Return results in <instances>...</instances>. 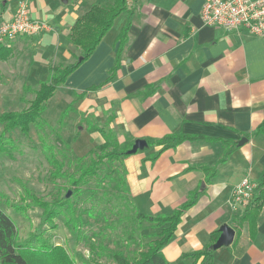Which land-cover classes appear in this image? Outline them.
<instances>
[{"label": "crops", "instance_id": "1", "mask_svg": "<svg viewBox=\"0 0 264 264\" xmlns=\"http://www.w3.org/2000/svg\"><path fill=\"white\" fill-rule=\"evenodd\" d=\"M19 1L0 0V18H10ZM111 1L27 0L31 16L49 28L17 37L20 48L30 38L35 42L32 62L21 65L22 88L33 83L37 88L52 65L73 62L78 53L71 52V27L91 5ZM203 2L129 0L51 97H70L62 111L70 105L67 112L101 115L107 127L117 126L129 142L146 141L122 159L140 212L169 215L199 191L161 249L167 261L179 264H191L192 258L184 255L206 246L222 224L234 228L243 211L233 198L235 185L243 179L257 184L264 177V133L253 134L264 120V35L205 25ZM125 25L119 48L117 36ZM10 46L0 63L12 55ZM59 58L64 64L49 62ZM89 133L102 137L98 131ZM175 133L192 138L158 154L161 145L147 142ZM242 137L247 140L238 145ZM231 144L233 150L223 157ZM234 231L229 245L214 250L211 264H264V200L254 226L245 221Z\"/></svg>", "mask_w": 264, "mask_h": 264}, {"label": "rangeland", "instance_id": "2", "mask_svg": "<svg viewBox=\"0 0 264 264\" xmlns=\"http://www.w3.org/2000/svg\"><path fill=\"white\" fill-rule=\"evenodd\" d=\"M18 39L10 43L12 55L0 63V113L19 111L28 106L34 97L32 91L23 90L24 81L20 73L23 60L27 65L33 60L31 46L35 42L30 38L20 48ZM71 45L72 55L75 52L79 54L81 48ZM64 61L62 58L49 60L53 64H64ZM36 86L35 83L31 85L32 88ZM61 90L58 89L55 94ZM69 101L70 97L59 100L55 95L46 102L42 117L49 126L45 131L31 125L25 135L19 129L8 132L0 122V207L14 221L19 241L31 238L62 245L74 258L75 264L85 261L114 264L105 256L95 257L91 261L92 250L100 252L101 247H106L109 250H122L132 257L145 248L160 227L145 221L142 224L145 229H142L131 218L133 210L137 208L134 203L130 205L126 202L123 196L126 194L121 191L124 173L120 160H104L98 169V176L88 179L75 193H72L67 179L52 174L54 168L48 160L49 152L46 149L49 146L56 157L63 161V170L68 173L76 171L72 159L87 155L92 149L99 151L98 145L103 139L86 130L89 120L114 131L120 147H127L130 143L117 126L111 129L107 127L101 115L83 117L69 111L60 119L62 109ZM54 130L59 131L66 145L55 142ZM69 190L68 201L59 207V214L47 220L43 208L34 199L55 204ZM130 200L133 202L132 198ZM72 219L76 220L77 229L73 228L72 222H68ZM127 235H131V239L126 238Z\"/></svg>", "mask_w": 264, "mask_h": 264}, {"label": "trees", "instance_id": "3", "mask_svg": "<svg viewBox=\"0 0 264 264\" xmlns=\"http://www.w3.org/2000/svg\"><path fill=\"white\" fill-rule=\"evenodd\" d=\"M129 0H112L108 4H93L91 7L80 15L69 33V39L72 44L78 45L81 48L80 53L75 56L73 62L66 65H52L49 68L48 78L41 81L37 88L24 86L23 90L32 91L34 93L33 99L28 106L19 111H3L0 113V122L4 125L5 131L19 129L24 135L28 133L30 126H35L39 131H45L49 126L42 113L45 110L46 102L52 97L54 91L62 85L68 75L77 68L94 50L98 42L101 40L106 31L110 28L115 17L126 9V4ZM127 25H125L117 36V40L121 44L125 41ZM9 48L0 45V59L8 56ZM70 105L64 109L60 114V119H63ZM112 120V117H108ZM53 130V129H51ZM88 132L98 131L102 137L103 142L98 145L99 151L90 150L87 155L78 156L71 160L74 161L75 173H68L63 170L64 163L59 160L52 152V147H47L48 160L53 166L52 174L56 177L67 179L72 193L78 192L80 185L87 182L91 177L98 176V169L104 160H120L129 154L133 142H130L127 147H120L116 140L114 131L106 129L94 122H89L87 125ZM54 140L58 144H64L59 131L54 130ZM264 133V120L257 126L253 134ZM247 136V134H246ZM249 136V134H248ZM192 138L191 136L183 134H170L161 139H148L149 144H160L161 148L156 153L168 147H172L178 142ZM235 145L231 144L223 152V157L230 154ZM123 167V163L121 164ZM124 178L122 179L121 191L126 194L123 195L126 202L130 205L133 202L130 200L131 195L125 180V170L123 167ZM108 176V175H107ZM114 179L113 176H111ZM199 191H193L188 200L179 205L171 214L150 215L140 212L138 209L133 210L132 219L137 221L138 227L142 226L143 222L147 221L159 228L151 239L146 243L144 249L139 250L134 256L129 257L124 254L122 250H109L106 247H101L102 251L96 252L92 250V259L95 257L105 256L111 259L114 264H171L165 259L162 254V247L168 243L172 237L178 223L180 222L182 213L191 206L197 199ZM264 200V177L257 183V192L251 198L249 203L243 207L242 214L236 216L234 219V228L240 227L243 222H248L250 226H254L255 219L261 210L262 202ZM36 204L43 208L45 218H51L59 214V207L64 205L68 199L64 196L56 200L55 204L47 203L34 199ZM73 228L77 229L76 220H71ZM220 231L216 230L211 233V240L201 250L186 253L184 257L192 258L191 264H211L213 259L214 249L212 243L215 242L219 236ZM131 235L126 238L131 239ZM0 264H75L74 258L62 245H54L48 241L41 239H27L24 242L19 241L18 231L12 218L0 207ZM83 264H93L85 261Z\"/></svg>", "mask_w": 264, "mask_h": 264}, {"label": "built area", "instance_id": "4", "mask_svg": "<svg viewBox=\"0 0 264 264\" xmlns=\"http://www.w3.org/2000/svg\"><path fill=\"white\" fill-rule=\"evenodd\" d=\"M200 16L208 26L264 35V0H204ZM48 28L45 22L31 16L27 0H20L10 18H0V45L9 46L19 36L42 33ZM256 192L257 184L243 179L235 185L233 198L244 207Z\"/></svg>", "mask_w": 264, "mask_h": 264}, {"label": "water", "instance_id": "5", "mask_svg": "<svg viewBox=\"0 0 264 264\" xmlns=\"http://www.w3.org/2000/svg\"><path fill=\"white\" fill-rule=\"evenodd\" d=\"M246 137H242L237 144L238 145H242L245 141H246ZM147 145L146 141L144 139H135L131 148L129 149V153H134L136 152L138 149H141L143 147H145ZM70 195V190L67 191V193L65 194V197H69ZM220 230V235L218 236V238L216 239V241L212 244V248L214 250L220 248L221 246L224 245H229L234 237V228H232L230 225L228 224H222L219 227Z\"/></svg>", "mask_w": 264, "mask_h": 264}]
</instances>
